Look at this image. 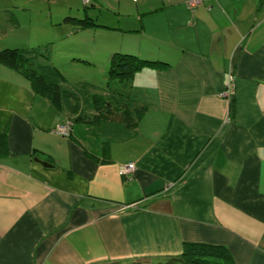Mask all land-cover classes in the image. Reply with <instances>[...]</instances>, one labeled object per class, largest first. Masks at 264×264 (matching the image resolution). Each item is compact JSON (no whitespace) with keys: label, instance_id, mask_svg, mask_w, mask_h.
Masks as SVG:
<instances>
[{"label":"crops","instance_id":"0c3cea01","mask_svg":"<svg viewBox=\"0 0 264 264\" xmlns=\"http://www.w3.org/2000/svg\"><path fill=\"white\" fill-rule=\"evenodd\" d=\"M112 6V26L87 15L111 42L77 57L104 78L115 52L165 65L126 86L62 80L58 108L0 63V264H181L185 242L264 264V0ZM99 96L131 123L95 121Z\"/></svg>","mask_w":264,"mask_h":264},{"label":"rangeland","instance_id":"374dc122","mask_svg":"<svg viewBox=\"0 0 264 264\" xmlns=\"http://www.w3.org/2000/svg\"><path fill=\"white\" fill-rule=\"evenodd\" d=\"M113 0H0V50L3 48H39L47 57L45 63L57 66L64 87L85 80L104 86L103 70L96 64L79 59L80 51L98 50L111 42L114 33L100 25L78 28L63 21L65 16L112 24ZM93 4V5H92ZM16 19L17 21H15ZM76 86V85H75Z\"/></svg>","mask_w":264,"mask_h":264},{"label":"trees","instance_id":"16d2710c","mask_svg":"<svg viewBox=\"0 0 264 264\" xmlns=\"http://www.w3.org/2000/svg\"><path fill=\"white\" fill-rule=\"evenodd\" d=\"M63 21L71 22L79 28L98 25L89 16H84L81 19L65 16ZM41 57H47V55L42 53L39 48L8 47L0 50V63L25 75L36 91L48 96L59 108L61 106L60 82L64 79V76L56 66L41 63ZM160 64L165 65L159 60L144 59L131 53L115 52L111 54L108 61L107 86H110L113 81L120 82L126 86L130 83L135 71L142 66H159ZM121 94L124 95L123 92ZM107 98L99 96L98 99H95L97 115L94 120L120 118L127 124L131 123L128 118L130 114L125 109L127 101L114 107L115 105H112V102L108 101ZM137 110H141L137 114L139 116L144 111V108L140 107ZM170 261L181 264H234L225 246L197 242H185L181 254L171 258Z\"/></svg>","mask_w":264,"mask_h":264},{"label":"built area","instance_id":"2783aa9c","mask_svg":"<svg viewBox=\"0 0 264 264\" xmlns=\"http://www.w3.org/2000/svg\"><path fill=\"white\" fill-rule=\"evenodd\" d=\"M201 2L202 0H187V5L189 7H193L199 5ZM233 89H234L233 76H230V80L228 81L223 94L230 95L234 91ZM70 124H71L70 122H67L65 124H58L55 127V131L60 134H68L70 130ZM135 169H136V165L134 161H127L119 164L120 174L127 177L130 176Z\"/></svg>","mask_w":264,"mask_h":264},{"label":"water","instance_id":"95a60500","mask_svg":"<svg viewBox=\"0 0 264 264\" xmlns=\"http://www.w3.org/2000/svg\"><path fill=\"white\" fill-rule=\"evenodd\" d=\"M46 163V162H45Z\"/></svg>","mask_w":264,"mask_h":264}]
</instances>
